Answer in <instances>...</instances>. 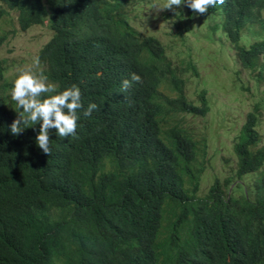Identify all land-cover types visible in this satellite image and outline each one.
<instances>
[{
  "label": "trees",
  "instance_id": "obj_1",
  "mask_svg": "<svg viewBox=\"0 0 264 264\" xmlns=\"http://www.w3.org/2000/svg\"><path fill=\"white\" fill-rule=\"evenodd\" d=\"M149 1L0 0V46L8 9L23 31L48 19L53 36L38 54L41 72L55 84L52 94L77 85L83 104L76 136L50 130L47 156L36 143L39 124L10 132L22 110L5 95L13 85L0 59V264H264V97L234 144L235 174L201 194L206 146L185 117L209 112L208 92L190 99L194 59L171 55L134 24L132 12ZM263 11L264 0H225L198 22L259 85ZM133 73L143 83L122 91ZM90 103L98 110L85 117Z\"/></svg>",
  "mask_w": 264,
  "mask_h": 264
},
{
  "label": "rangeland",
  "instance_id": "obj_2",
  "mask_svg": "<svg viewBox=\"0 0 264 264\" xmlns=\"http://www.w3.org/2000/svg\"><path fill=\"white\" fill-rule=\"evenodd\" d=\"M164 2L165 0H151L140 4L139 10L132 12V17L138 15L134 24L144 33H153L160 37L168 45L171 55L181 53L182 56H188L186 59L189 60V53L194 59L199 74L196 75L193 70L187 73L186 92L190 99L199 103V92L207 89L209 112L205 116L185 117L200 146H206L202 155L205 160L203 190L200 191L201 194H206L217 177L223 180L229 177L228 175L235 174L237 156L234 144L247 115L254 110L255 101L264 97V84L259 85L256 82V73L241 66L234 51L228 49V43L224 44L227 48L224 50V47L221 49L222 43L217 34H214L212 39L208 37L207 27H200L198 24L200 15L193 12L192 22L186 4L175 11L159 10ZM8 10L9 14L2 22V29L9 32V35L0 46V59L5 60L6 77L14 85V81L23 71L41 72L44 68L41 63L39 68H34L33 60L38 57L53 32L48 23L23 31L18 23V13ZM181 11L183 13L179 18L177 14ZM253 29L260 27L255 26ZM246 36L248 41L255 39L251 32H246ZM243 85L250 87L249 90L243 88ZM11 89L12 87L5 92L9 99ZM258 129L262 135L258 145L264 146V113L260 116ZM260 172L250 175L248 179L257 178ZM243 178L246 179V176Z\"/></svg>",
  "mask_w": 264,
  "mask_h": 264
},
{
  "label": "clouds",
  "instance_id": "obj_3",
  "mask_svg": "<svg viewBox=\"0 0 264 264\" xmlns=\"http://www.w3.org/2000/svg\"><path fill=\"white\" fill-rule=\"evenodd\" d=\"M224 3L225 0H165L162 7H159V10L175 11V9L186 4V6L197 15H203L207 13L210 8H216L218 5L222 6ZM262 17V19H264V11L262 12ZM45 23L49 25V20L47 19ZM257 26L260 27V24H256V27ZM246 39H248L247 36ZM252 42H254V40L248 41V43ZM238 62L240 63V61ZM40 63L39 57H35L33 60L34 68H39ZM133 82L143 83L141 76L133 73L131 74L130 80H123L121 86L122 91H127L131 88ZM11 87V99L15 101L17 107L22 110L18 113V118L10 125V132L13 136L24 131L26 127L22 128L21 125L39 124L40 128L36 136V143L47 156L51 155L50 130L54 129L56 135L62 139L69 136H76V129L78 127L77 122L80 118L78 112L83 108L81 100L82 93L77 85L73 84L71 87L58 94H52L57 92L55 84L48 82L47 76L42 72L28 70L23 71ZM93 110H98V105L90 103L88 107L84 109L83 115L85 117L90 116ZM248 177H246V179H248ZM248 182L251 184L250 181Z\"/></svg>",
  "mask_w": 264,
  "mask_h": 264
}]
</instances>
